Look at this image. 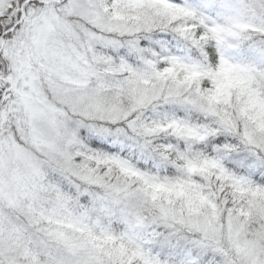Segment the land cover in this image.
Returning a JSON list of instances; mask_svg holds the SVG:
<instances>
[{"label": "snow or ice", "instance_id": "1", "mask_svg": "<svg viewBox=\"0 0 264 264\" xmlns=\"http://www.w3.org/2000/svg\"><path fill=\"white\" fill-rule=\"evenodd\" d=\"M0 264H264V0H0Z\"/></svg>", "mask_w": 264, "mask_h": 264}]
</instances>
